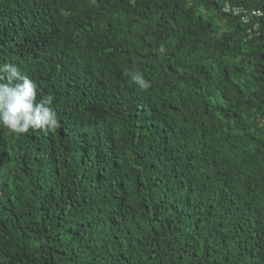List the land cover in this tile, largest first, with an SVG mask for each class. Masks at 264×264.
Returning <instances> with one entry per match:
<instances>
[{
    "label": "trees",
    "instance_id": "16d2710c",
    "mask_svg": "<svg viewBox=\"0 0 264 264\" xmlns=\"http://www.w3.org/2000/svg\"><path fill=\"white\" fill-rule=\"evenodd\" d=\"M0 62L60 118L0 128V264H264V0H0Z\"/></svg>",
    "mask_w": 264,
    "mask_h": 264
},
{
    "label": "clouds",
    "instance_id": "9594fccd",
    "mask_svg": "<svg viewBox=\"0 0 264 264\" xmlns=\"http://www.w3.org/2000/svg\"><path fill=\"white\" fill-rule=\"evenodd\" d=\"M159 51L164 52L163 46ZM126 75L140 90L151 86L139 70ZM37 92L36 83L18 64L0 62V128L16 135L37 130L55 132L60 118L54 108V95L37 100Z\"/></svg>",
    "mask_w": 264,
    "mask_h": 264
},
{
    "label": "built area",
    "instance_id": "2783aa9c",
    "mask_svg": "<svg viewBox=\"0 0 264 264\" xmlns=\"http://www.w3.org/2000/svg\"><path fill=\"white\" fill-rule=\"evenodd\" d=\"M231 9H233V11H234V13L235 14H240V13H244V14H246L244 17H243V19L245 20V21H249V19L252 17V16H260L262 13H261V11L260 10H255V9H253V10H248V9H244V8H242V7H233V8H231V7H228L227 8V11H230Z\"/></svg>",
    "mask_w": 264,
    "mask_h": 264
}]
</instances>
